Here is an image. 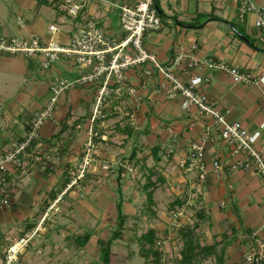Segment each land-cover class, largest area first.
I'll use <instances>...</instances> for the list:
<instances>
[{"label":"crops","instance_id":"crops-1","mask_svg":"<svg viewBox=\"0 0 264 264\" xmlns=\"http://www.w3.org/2000/svg\"><path fill=\"white\" fill-rule=\"evenodd\" d=\"M134 1L92 0L85 10L109 35L121 40L125 34L117 5ZM157 3L163 27L147 32L143 44L161 64L170 65L179 49L190 50L202 61L212 58L258 79L253 84L235 82L223 69L188 68L186 60L174 69L184 83L213 100L228 122L240 121L255 136V145L262 147L264 10L254 8L241 18L243 0ZM254 5L264 6V0H254ZM52 24L59 28L55 33L49 29ZM74 27L62 0H0V35H38L64 46ZM43 61L40 54L0 53V154L25 138L32 114L48 99L50 82L73 79L81 72L73 57L61 58L49 68L43 67ZM127 77L124 91L127 86L138 87V69L127 70ZM161 79L154 70L147 87L139 91V103L125 95L115 102L113 115L96 126V161L82 184L84 196L71 190L62 197L59 212L45 220L20 255L24 264H101L99 244L117 227L119 199L127 218L122 236L111 246L110 264L125 259L117 252H140L139 237L149 228L160 237L163 264H179L183 241L171 216L178 208L184 211L182 224L193 223L195 209L204 210L202 245L215 244L220 250L229 241L222 264H246L245 255L257 240L264 243L262 176L256 171H231L230 164L245 154L232 153L212 118L201 116L196 107L192 116L187 115L180 95L167 98L158 90ZM95 97L96 86L72 88L59 99L55 118L42 128L44 161L21 177L10 205L0 209V264L10 246L32 233L49 204L61 196L70 166L81 161ZM196 144L204 147V178L199 169L180 166ZM167 148L173 149L172 155H166ZM215 158L221 163L218 173L213 170ZM102 163L112 168L104 170ZM148 192H152L151 202ZM189 200L194 202L191 207L186 205ZM85 234L90 237L81 246ZM204 264H217L216 257Z\"/></svg>","mask_w":264,"mask_h":264},{"label":"built area","instance_id":"built-area-1","mask_svg":"<svg viewBox=\"0 0 264 264\" xmlns=\"http://www.w3.org/2000/svg\"><path fill=\"white\" fill-rule=\"evenodd\" d=\"M90 1L92 0H62L63 10L75 21L67 45H59L54 40L44 41L38 35L31 38L0 35V53L21 54L26 57L40 54L44 57V68H49L61 58L73 57L81 69L80 74L73 79L55 78L50 82L48 99L40 110L32 114L30 128L25 138L0 154V209L10 205L21 177L44 161L41 130L45 124L55 118L61 96L77 86H96L94 108L89 120L81 161L70 166L69 181L61 196L49 204L32 233L19 238L4 252L2 264H24L20 255L27 249L32 238L41 232L45 220L50 219L53 211L58 210L57 205L62 197L71 190H78L80 197L84 196L81 191L82 184L96 161V137H98L96 126L113 115L115 102L125 95L135 97L136 102L139 103L142 99L139 91L147 87L154 70L162 76L158 90L163 91L167 98L180 95L181 106L187 115L192 116V107H196L201 116L212 118L221 138L229 144L232 153L245 154L244 159L232 162L229 169L256 171L264 180V145L257 147L255 136L240 121L228 122L225 114L213 100L206 94L195 91L192 84L184 83L174 69L181 67L186 60L188 68H200L206 65L210 68L223 69L235 82L253 84L258 83V79L252 73H241L236 67L217 62L212 58L202 61L190 50L185 52L179 49L170 65L161 64L143 44L147 32L157 31L163 27V17L156 8L155 0H135L132 3L117 5L120 26L125 34L121 40L109 35L95 17L87 14L85 6ZM254 8L258 12L264 10V6L256 7L254 0H243L240 17L243 18ZM256 23L260 26L263 22L259 19ZM49 29L52 33L59 30L55 24L50 25ZM131 68L139 70L140 81L138 87L127 86L124 91L128 79L127 70ZM261 73L264 75V70ZM166 82L170 84L169 87L166 86ZM131 122L134 124L133 118ZM207 139V135H204V140ZM203 148V144L194 145L189 154L180 161L181 167L189 170L199 169L201 178L205 175ZM172 153L173 149L167 148L166 155L170 156ZM212 165L214 172L218 173L221 168L218 158L213 160ZM101 168L109 170L112 167L108 163H102ZM186 205L191 207L194 202L189 200ZM171 216L173 227H178L182 224L184 211L178 208L172 211ZM245 262L264 264L263 242L257 240L255 248L245 255Z\"/></svg>","mask_w":264,"mask_h":264},{"label":"trees","instance_id":"trees-1","mask_svg":"<svg viewBox=\"0 0 264 264\" xmlns=\"http://www.w3.org/2000/svg\"><path fill=\"white\" fill-rule=\"evenodd\" d=\"M158 0H156V3ZM158 5V3H157ZM160 9V8H159ZM160 15L163 12L160 10ZM163 17V16H162ZM149 201H152V192L147 193ZM182 204V203H181ZM180 204V205H181ZM118 209V223L115 230L106 240H101L99 244V258L101 264H110L111 246L114 240L120 238L123 233L126 215L122 212V201L119 199L117 204ZM195 209V208H194ZM195 220L192 224H181L176 227L179 237L183 241V246L180 251L179 264H204V260L211 256H215L217 264H222L225 255V245L229 243L228 240L224 242V246L217 250L216 245H202L201 244V226L206 219V214L202 208L195 209ZM90 235L85 234L82 238L81 246L89 239ZM140 241V255L144 258L146 264H163L164 252L161 250L159 241L160 237L157 231L149 228L145 233L139 237Z\"/></svg>","mask_w":264,"mask_h":264},{"label":"rangeland","instance_id":"rangeland-1","mask_svg":"<svg viewBox=\"0 0 264 264\" xmlns=\"http://www.w3.org/2000/svg\"><path fill=\"white\" fill-rule=\"evenodd\" d=\"M56 212H59V210L53 212V216H55ZM119 256H125V259L123 261L121 258L117 259L119 260L118 264H121V262H124L125 264H146L144 258L140 255V252H117Z\"/></svg>","mask_w":264,"mask_h":264},{"label":"water","instance_id":"water-1","mask_svg":"<svg viewBox=\"0 0 264 264\" xmlns=\"http://www.w3.org/2000/svg\"><path fill=\"white\" fill-rule=\"evenodd\" d=\"M155 5H156V8H157L158 12L160 13V9H159V6L156 3V0H155Z\"/></svg>","mask_w":264,"mask_h":264}]
</instances>
